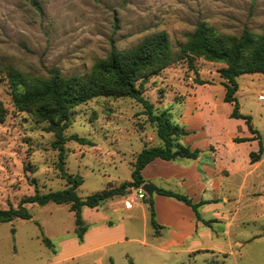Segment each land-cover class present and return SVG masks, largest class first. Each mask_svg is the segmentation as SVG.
<instances>
[{
	"label": "rangeland",
	"instance_id": "1",
	"mask_svg": "<svg viewBox=\"0 0 264 264\" xmlns=\"http://www.w3.org/2000/svg\"><path fill=\"white\" fill-rule=\"evenodd\" d=\"M198 24L233 37L244 28L261 35L264 0H0V66L39 78H48L51 69L82 76L112 48L129 49L160 32L177 54ZM194 66L196 71L185 61L173 62L142 84V95L155 113L166 112L171 123L189 132L181 144L201 151L198 164L214 161L223 192L217 201L197 207L200 220L191 207L161 197L173 203H158L156 221L170 227L154 235L148 196L139 187L95 209L83 208L88 230L79 241L69 205L28 204L29 220L0 223V264H264V154L257 166L248 158L259 142L264 146V74L236 78L239 112L251 118L258 139L234 143L253 135L244 120L230 118L233 105L223 101L218 70L225 65L197 58ZM194 78L212 84L199 86ZM0 102L6 110L0 122V209L5 210L34 194L33 181L41 193L67 184L57 169L54 133L44 129L46 123L34 109L14 106L5 77ZM142 111L130 97H97L69 112L64 137L91 142L67 140L63 145L64 170L83 181L76 190L79 197L129 181L135 155L160 145ZM162 162L145 175L155 177L153 169L169 174V182L157 187L198 203L194 160ZM224 166H233V172L227 175ZM178 168L186 171L182 183ZM245 176L249 182L240 190ZM42 236L53 250L42 243Z\"/></svg>",
	"mask_w": 264,
	"mask_h": 264
},
{
	"label": "trees",
	"instance_id": "2",
	"mask_svg": "<svg viewBox=\"0 0 264 264\" xmlns=\"http://www.w3.org/2000/svg\"><path fill=\"white\" fill-rule=\"evenodd\" d=\"M197 58L225 65L218 70L222 79L220 84L224 88L223 101L233 105L230 118L244 120L248 131L253 135L250 138H235L233 142L242 143L258 139L251 118L239 112L235 93L238 89V76L264 74V32L255 35L244 28L238 37H233L220 34L204 24H198L187 36L186 42L179 47L177 54L173 53L167 35L160 32L144 38L129 49L117 51L112 48L104 59L95 62L88 74L82 76H63L58 70L51 69L48 78H39L0 66V80L2 77L7 79L14 106L19 110L34 109L37 119L46 123L44 129L54 133L52 147L58 151L57 169L67 184L62 190L41 193L37 183L33 181L34 194L21 198L16 208L0 209V223L14 219L29 220L31 215L25 207L28 204H65L69 205V210L74 215L76 237L83 241L88 230L82 217L83 208L95 209L114 196H123L127 190L141 187L145 184L143 170L156 159L166 162L177 159L196 160L201 151L181 144L189 132L171 123L166 112L155 113L153 105L142 95V84L177 60L185 61L189 69L196 71L194 60ZM194 82L199 86L212 84L199 78H194ZM97 97H130L141 104V115L145 116L146 122L154 129L160 145L144 147L135 155L131 163L129 181L81 198L76 190L82 184V178L64 170L63 145L67 140L80 144L91 142L75 135L65 138L63 133L69 126V112ZM5 115L6 110L0 102V122L4 120ZM138 125L142 127L141 123ZM263 154L264 146L259 142L257 151L248 154L249 164L260 161ZM155 193L191 207L197 221L200 220L197 207L210 202L200 200L198 203H192L188 196L163 188H158ZM145 202L148 206L149 224L154 235H157L162 226L156 221L153 197H147ZM203 223L208 225V222ZM41 241L53 250V244L48 238L42 236Z\"/></svg>",
	"mask_w": 264,
	"mask_h": 264
},
{
	"label": "crops",
	"instance_id": "3",
	"mask_svg": "<svg viewBox=\"0 0 264 264\" xmlns=\"http://www.w3.org/2000/svg\"><path fill=\"white\" fill-rule=\"evenodd\" d=\"M199 161L200 160L198 157L196 160H194V164H193L194 165L193 169L196 168V176H197L194 181L198 182V184L200 186L198 198H199V200H206V201H210V202H215L222 196V192H223L222 185L216 179V176H215L218 171L215 168L214 161L212 163H210V162L206 163L207 166H205L203 164H201V165L198 164ZM154 163H157V165H164L163 164L164 162H162L159 159H156L153 162H151L149 165H147L142 172V175H143L145 182H151L156 187H157L158 182L159 183L160 182L168 183L169 178H170L169 174H163V172H161L162 174L160 173V175H158L159 173H155V171L153 169V170H151L152 171L151 174L153 173L154 174L153 176H155V177L145 175V171L149 167L156 165ZM197 164H198V166H197ZM257 164H258V162L254 163L255 166H257ZM250 165H252V164H250ZM227 167L224 166L222 169H224L227 172V175H229L230 172H233L234 168H233V166L228 167L229 169ZM178 170H179V174L177 177H179L181 179L179 181L180 182L184 181V178H182V175L185 174L186 171H183L180 168H178ZM248 182H249L248 176L243 177L241 180V184H240V190H242V188H244ZM250 183L253 184V182H250ZM157 188H162V187H157ZM163 189H166V188H163ZM166 190H169V189H166ZM154 196H155V198H154ZM152 197H153L154 206H155V213H156L157 217L159 214L158 203H160L161 201H168L167 203H173L169 200H164L163 198H161L163 196L157 195L156 193H154ZM157 222L162 227L163 226L170 227L169 224L165 223L164 221L158 220ZM188 237H189V235H186L184 238L187 239Z\"/></svg>",
	"mask_w": 264,
	"mask_h": 264
},
{
	"label": "water",
	"instance_id": "4",
	"mask_svg": "<svg viewBox=\"0 0 264 264\" xmlns=\"http://www.w3.org/2000/svg\"><path fill=\"white\" fill-rule=\"evenodd\" d=\"M157 187L151 183V182H145V184H143L141 186V190L148 196V197H152V195L157 191Z\"/></svg>",
	"mask_w": 264,
	"mask_h": 264
},
{
	"label": "built area",
	"instance_id": "5",
	"mask_svg": "<svg viewBox=\"0 0 264 264\" xmlns=\"http://www.w3.org/2000/svg\"><path fill=\"white\" fill-rule=\"evenodd\" d=\"M140 193H141V190H140ZM139 197H142V194H140ZM127 207L128 208L130 207V203H127Z\"/></svg>",
	"mask_w": 264,
	"mask_h": 264
}]
</instances>
